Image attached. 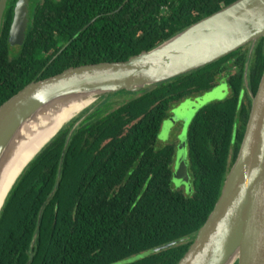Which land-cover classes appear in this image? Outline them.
Listing matches in <instances>:
<instances>
[{
  "label": "trees",
  "instance_id": "obj_1",
  "mask_svg": "<svg viewBox=\"0 0 264 264\" xmlns=\"http://www.w3.org/2000/svg\"><path fill=\"white\" fill-rule=\"evenodd\" d=\"M13 1L0 30V105L29 83L68 68L124 62L149 51L235 0H58L46 15L31 16L22 44L11 54L6 36ZM54 37L65 48L46 55L43 62L50 63L43 68L40 53L55 46ZM243 62L242 57L239 68ZM207 67L144 88L108 113L111 103L103 100L63 125L4 198L0 264H114L131 257L126 264H177L218 198L242 132L235 139L225 136L226 144L233 142L228 164L222 153L215 156L219 162L190 171L191 190L185 195L171 189L170 171L157 163L149 147L163 117L155 103L175 99L178 84L187 92L194 85L195 90L206 88ZM263 67L261 38L248 60L252 95ZM238 78L231 83L235 95ZM221 113L207 109L195 115L198 144L214 137L225 141L214 134L222 125ZM136 119V126L121 135Z\"/></svg>",
  "mask_w": 264,
  "mask_h": 264
},
{
  "label": "water",
  "instance_id": "obj_2",
  "mask_svg": "<svg viewBox=\"0 0 264 264\" xmlns=\"http://www.w3.org/2000/svg\"><path fill=\"white\" fill-rule=\"evenodd\" d=\"M6 0H0V19ZM27 1L15 0L8 46H20L27 24ZM264 38V0H235L198 20L149 51L124 62L68 68L31 82L0 105V167L23 125L41 111L68 100L100 103L118 93L144 88L196 71ZM93 104V105H94ZM15 175L0 204L27 163ZM171 242L153 250L175 246ZM31 253V251H29ZM177 264H264V67L235 156L210 213Z\"/></svg>",
  "mask_w": 264,
  "mask_h": 264
},
{
  "label": "flooded vegetation",
  "instance_id": "obj_3",
  "mask_svg": "<svg viewBox=\"0 0 264 264\" xmlns=\"http://www.w3.org/2000/svg\"><path fill=\"white\" fill-rule=\"evenodd\" d=\"M14 1L11 7V18ZM26 1L28 18L24 36L31 20V16L35 15L34 13H36L37 16L40 17L46 15L49 12V9L51 7H54L55 4H57L56 2H58V0ZM9 2L10 0H6L5 2V7L0 19V30L2 28L3 18ZM37 9H39V11H36ZM52 34L55 35V32H52ZM54 38L56 41H58V37ZM256 42L257 40L252 44H247L250 45L248 48L245 49L244 47L247 46L245 45L240 49L212 62L211 64H209L210 66L207 65L206 88L195 90L197 86L194 85L191 86V90L187 92L188 88H184L183 84H178L179 91L175 99L167 100V98H164V100H161V104L155 103L156 106H159L160 112L162 113L163 117L159 123L155 138L151 141L149 147L151 152L157 157V163L161 164V166L170 171V182L172 172L178 162L182 163L186 170L190 190V171L199 168L203 163L209 164L219 162L220 158L216 159L215 156H221L222 153H225V163L228 164L233 142L227 141L226 144L225 136L230 137L229 139H235L241 132L243 135L250 108L251 97L253 96L248 85V60ZM8 47L10 53L14 54L16 53L17 48H19L20 46L15 45ZM64 48L65 44H63L61 41H58L55 46L50 49V51H48L47 54L40 53L41 59L39 58V63H42L43 58H45L46 55H49L52 50L58 51V54ZM242 57L244 58V62L239 68ZM49 63L50 61H48L46 64L43 62L41 65L44 66L43 68H46ZM238 75H240V78H238ZM236 78H238L237 95L234 94L231 84ZM183 92L187 93L184 94ZM214 98L216 99L213 100ZM218 98L220 100H217ZM204 102L207 103L204 104ZM154 107L155 106L151 105L149 109L151 110ZM231 108L233 109L231 110ZM207 109H210V111L212 112L218 111L221 113L222 111L227 116V118H225L221 113L222 118L219 120V122L222 125H218L214 133L219 137H221L220 135H222V138L225 141H217L214 136V139L210 138L206 141H203L201 144H198L195 141L196 133L192 120L194 119L196 114H204ZM111 111L113 110L109 109L106 113ZM137 122L138 119L130 121L129 124L124 127L125 131H123L121 135H125L128 129L131 130L133 127H135ZM163 124L167 126L165 130L166 139L165 141L158 143L156 137L158 133L161 132V129H165ZM156 143L158 144L157 146ZM199 152L203 154L201 159H199L198 157ZM135 154H137V152H132V155ZM136 163L137 160L132 162V169L135 168ZM171 189L174 190V188ZM174 191H178L184 194V192L181 190Z\"/></svg>",
  "mask_w": 264,
  "mask_h": 264
},
{
  "label": "bare ground",
  "instance_id": "obj_4",
  "mask_svg": "<svg viewBox=\"0 0 264 264\" xmlns=\"http://www.w3.org/2000/svg\"><path fill=\"white\" fill-rule=\"evenodd\" d=\"M88 103L89 100L77 99L52 105L22 126L0 167V204L6 190L21 167L65 120Z\"/></svg>",
  "mask_w": 264,
  "mask_h": 264
},
{
  "label": "rangeland",
  "instance_id": "obj_5",
  "mask_svg": "<svg viewBox=\"0 0 264 264\" xmlns=\"http://www.w3.org/2000/svg\"><path fill=\"white\" fill-rule=\"evenodd\" d=\"M250 45H247L245 46L244 48H248ZM252 48V47H251ZM250 48V49H251ZM137 94V93H136ZM134 95L132 96L133 94H128V93H118L114 96H111L108 98V103H111V107L110 109L114 110L116 109L119 105L125 103L126 101L138 96V95ZM216 98H214L213 100H215ZM222 99V98H221ZM211 100V101H213ZM217 100H220L219 98ZM96 103V101L94 102ZM90 104L89 106L85 107L82 111L90 108L91 106H93V104ZM207 103V102H204V104ZM80 111L79 113L75 114L74 116L76 117L77 115L81 114ZM74 118V117H73ZM163 126L165 127V129H161L160 133H158L157 137H156V140L158 143H161L163 141H165V130H166V125L163 124ZM158 144L156 143V146ZM170 186L171 188H174V190H181L184 192L185 195L189 194L190 192V186H189V180H188V177H187V173H186V170L184 168V166L182 165V163H179L174 167V170L172 172V177H171V182H170ZM135 257H131L129 259H125L123 261H119V262H116L114 264H126L128 262H130L131 260H134Z\"/></svg>",
  "mask_w": 264,
  "mask_h": 264
}]
</instances>
